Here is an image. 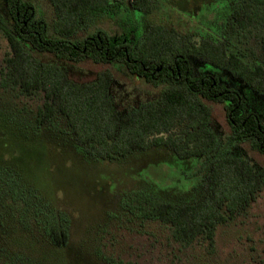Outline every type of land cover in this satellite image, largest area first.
Listing matches in <instances>:
<instances>
[{
	"label": "rangeland",
	"instance_id": "obj_1",
	"mask_svg": "<svg viewBox=\"0 0 264 264\" xmlns=\"http://www.w3.org/2000/svg\"><path fill=\"white\" fill-rule=\"evenodd\" d=\"M25 1L34 5L36 18L43 21L46 35L61 38L56 30L52 0ZM111 1L128 5L130 0ZM152 2L150 13L122 7L89 26H81L65 39L76 42L98 30L111 36L127 33L134 49L155 24L192 35L198 43L204 38L222 39L223 31L230 52L239 54L249 65L264 64V26L234 25L228 15L237 1ZM0 12L11 22L4 0H0ZM24 44L38 60L62 67L76 82H92L101 72H109L110 94L120 116L158 99L167 86L133 75L118 61L97 63L91 58L71 61L55 52L39 51L29 43ZM10 53L8 40L0 31V80ZM190 63L196 75L211 74L240 93L249 109L264 123V95L230 71L194 58H190ZM204 101L211 109L210 125L218 136V148H225V155L245 158L253 168H264V152L253 148L249 140L231 143L233 133L226 103L207 98ZM43 103L41 93L27 96L0 85V170L17 177L20 185L33 191L39 202H48L68 215L69 241L61 246L52 243L36 215L35 195L28 192L25 199L11 198L10 189L0 180V264H30V260L34 264H264V189L242 214L217 226L214 248L204 239L184 244L174 239L171 225L134 217L124 210L123 202L133 191L169 202L188 203L204 197L208 191L206 177L212 168L204 165L206 158L182 159L165 146L135 151L117 160L88 156L71 137L61 116L57 117V126L39 132L16 123L20 120L33 126L36 111ZM58 130L65 134H59Z\"/></svg>",
	"mask_w": 264,
	"mask_h": 264
},
{
	"label": "trees",
	"instance_id": "obj_2",
	"mask_svg": "<svg viewBox=\"0 0 264 264\" xmlns=\"http://www.w3.org/2000/svg\"><path fill=\"white\" fill-rule=\"evenodd\" d=\"M235 1L228 15L234 25L241 28L264 26V0ZM52 2L59 39L46 35L45 25L36 18L30 1L4 0L11 22L0 12V31L11 48L1 71V87L19 90L27 96L41 93L44 98L33 126L20 120L16 123L39 132L57 126V117L61 116L71 137L83 151L102 160L122 159L132 152L157 146L168 147L182 159L205 157L204 165H212V168L206 177L208 191L204 197L188 203L169 202L149 193L133 191L123 207L141 220H159L171 225L173 237L179 242L192 244L204 239L214 248L217 226L242 214L264 189V168H253L245 158L225 155L226 149L218 148V136L210 125L211 109L204 99L226 103L233 133L231 143L249 140L253 148L264 152V123L249 109L240 93L221 84L211 74L196 75L190 58L232 72L262 95L264 64L249 65L239 54L230 52L223 31L222 39L204 38L198 43L192 35H182L176 28L163 24L150 26L134 49L129 34L111 36L104 30L73 42L65 38L83 25L89 26L100 17L116 13L119 8L150 13L152 0H130L128 5L111 0ZM24 43L71 61L84 58L97 63L118 61L133 75L167 86L158 99L141 104L127 116H120L111 98L112 75L109 72H101L92 82H76L62 67L38 60ZM58 131L65 134L63 130ZM10 174L0 170L1 182L11 191L9 197L25 199L28 192L35 195ZM35 198V212L49 240L59 246L67 244L70 237L68 215L48 202H39L36 195ZM30 264L34 261L30 260Z\"/></svg>",
	"mask_w": 264,
	"mask_h": 264
}]
</instances>
